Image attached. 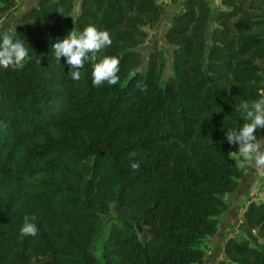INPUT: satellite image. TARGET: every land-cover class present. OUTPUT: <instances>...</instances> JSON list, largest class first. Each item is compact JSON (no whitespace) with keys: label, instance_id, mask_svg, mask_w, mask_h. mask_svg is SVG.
Returning <instances> with one entry per match:
<instances>
[{"label":"trees","instance_id":"1","mask_svg":"<svg viewBox=\"0 0 264 264\" xmlns=\"http://www.w3.org/2000/svg\"><path fill=\"white\" fill-rule=\"evenodd\" d=\"M19 1L0 0V18ZM75 4L38 0L15 25L31 59L0 67V264H201L243 175L226 133L264 88V0H220L214 13L212 0H180L164 81L163 52L143 69L137 49L159 23L158 0H80L74 14ZM89 24L111 34L97 56L119 58L116 85L94 86L91 61L74 81L52 51ZM26 214L35 237L20 233ZM242 219L264 238V199ZM215 264H264V246L229 236Z\"/></svg>","mask_w":264,"mask_h":264},{"label":"clouds","instance_id":"2","mask_svg":"<svg viewBox=\"0 0 264 264\" xmlns=\"http://www.w3.org/2000/svg\"><path fill=\"white\" fill-rule=\"evenodd\" d=\"M78 8V6H77ZM112 37L109 31L98 29L89 24L82 30L74 27L51 47L56 59L66 58L70 66L69 75L74 81L81 79L80 69L85 61L93 63L92 84L100 87L118 84L120 77V60L116 56H104L98 59L97 54L105 47L111 46ZM31 47L21 38L16 31V26L0 27V67L13 70L23 69L31 59ZM260 98L252 102L241 101L236 111L239 112L244 123L238 129L228 130L226 139L230 144H239L238 152L245 161H248L257 171L264 170V139L256 135L257 129H264V88L259 90ZM131 155H136L132 153ZM135 170L139 162L131 165ZM255 201V200H251ZM257 202V201H255ZM35 214H26L23 225L20 228L22 236H33L38 234Z\"/></svg>","mask_w":264,"mask_h":264},{"label":"rangeland","instance_id":"3","mask_svg":"<svg viewBox=\"0 0 264 264\" xmlns=\"http://www.w3.org/2000/svg\"><path fill=\"white\" fill-rule=\"evenodd\" d=\"M36 1V2H35ZM38 0H20L17 4L16 9L10 13L8 17L0 18V27H8V26H15L22 13L25 11H28L31 6L35 5ZM79 2L80 0H76L75 8L73 13L75 14L79 9ZM158 2L163 6V13L159 20V23L156 25L154 29H149L147 26H144L143 29L148 32L147 38L145 42L137 48L138 51L141 53L142 56V62H141V68L145 69L147 67V60L149 54L154 50H161L164 54V57L166 59V65L163 71V81L166 80L171 74H172V47L169 46L164 40V33L167 28V21L169 20V17H172L173 14L180 11L179 2L180 0H158ZM212 4L214 7V12L218 11L219 9L224 8L220 4V0H212ZM78 6V8H77ZM178 10V11H176ZM11 18L16 19L17 21L15 23H9L8 20L11 22ZM170 23V22H169ZM166 27V28H165ZM210 27H213V22H211ZM259 136H264V129H258ZM234 157L237 160V167L243 171H248V166L250 163L248 161H245L241 154L238 152V150L234 153ZM252 173V172H251ZM256 182L254 186L250 188V190L247 193H244L242 196L239 197L238 201H235L237 196L236 190L233 192L224 195V200L227 203V206L231 203V205L234 206V212L233 216L229 217L228 225L232 222V225L229 226L228 229L225 228L226 226V212L221 216H216L217 224L219 227V237H222V235L229 234L231 237L236 236L237 238L246 237L250 240L252 245H262L264 246V238H260L257 236L256 232L257 230H247L245 227H242V230L238 229L240 226L239 219L241 218L242 212L244 208L247 206V204L251 200L260 201L261 199H264V182L262 181V170L258 171L255 174ZM245 226V225H242ZM218 229V228H217ZM140 238H147V229L146 228H140ZM106 236V232H102L99 237H97L93 243V253L94 255H99L100 249H101V239ZM212 237V236H211ZM211 238L208 237L201 245L203 250L205 251V257L201 264H215L220 259V245L218 243L214 244V247L211 248L209 240ZM212 252V253H210ZM222 259V258H221Z\"/></svg>","mask_w":264,"mask_h":264},{"label":"crops","instance_id":"4","mask_svg":"<svg viewBox=\"0 0 264 264\" xmlns=\"http://www.w3.org/2000/svg\"><path fill=\"white\" fill-rule=\"evenodd\" d=\"M37 3H38V1H37ZM37 3L35 5H33V6H31L30 9L32 7H34V6H36ZM176 11H178V10H176ZM170 19H171V17H169V20L166 22L167 23V25H166L167 27L169 25ZM8 21H9V23L13 24L17 20L14 19V18H11V22H10V20H8ZM259 138L260 139H264V136H259ZM257 172H258L257 169L255 167H253L251 164L248 166V171H243V175L239 179L238 185L236 187V192H237V195H239V196H237L235 201H238L240 196H242L244 193H247L250 190V188L252 186H254V184L256 182L255 174ZM234 206L235 205L232 206L231 203H230L228 208H227V210H226V220H227L226 226H225L226 229H228L229 226L232 225V222L228 225V220H229V217L233 216ZM239 222H240V226H239L238 229L242 230V227H245V229H247L249 231V229L246 226H242V225H245L243 223L242 215H241V218L239 219ZM219 234H220V232H219V227H218L216 233L212 237H210L211 239L209 240V243H210L211 248L214 247L215 243H218L220 245V247H221V249H220V256L221 257H220V259H221V258H223V244H224L225 240L227 239V237L230 236L229 234H231V233H229L227 235H222V237H219ZM210 253H212V252H210Z\"/></svg>","mask_w":264,"mask_h":264}]
</instances>
